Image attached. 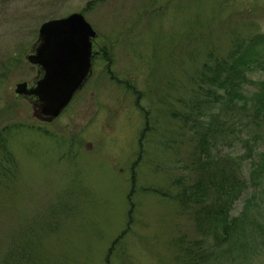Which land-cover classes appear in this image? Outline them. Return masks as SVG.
Returning a JSON list of instances; mask_svg holds the SVG:
<instances>
[{"label":"rangeland","instance_id":"1","mask_svg":"<svg viewBox=\"0 0 264 264\" xmlns=\"http://www.w3.org/2000/svg\"><path fill=\"white\" fill-rule=\"evenodd\" d=\"M75 13L102 55L41 123L15 86L37 75L25 57L41 26ZM262 33L264 0H0V264H264V235L231 250L206 207L173 199L185 184L213 192L237 169L248 178L264 153V126L228 106L204 132L183 121L203 66ZM248 77L251 96L264 71ZM248 185L231 215L248 205L262 226L264 184Z\"/></svg>","mask_w":264,"mask_h":264},{"label":"trees","instance_id":"2","mask_svg":"<svg viewBox=\"0 0 264 264\" xmlns=\"http://www.w3.org/2000/svg\"><path fill=\"white\" fill-rule=\"evenodd\" d=\"M253 67H259L264 71V33L249 40L237 42L227 57L213 60L203 66L196 82L198 92L195 100L192 101L194 106L189 107L183 121L190 124L194 132L198 134L201 130L203 132L206 130L207 123L204 118L211 111L219 114L222 106H228L234 113L243 114L251 124L257 127L264 126V82L253 95L249 96L244 93V84L249 81L248 73ZM203 94H207L208 97L202 98ZM218 106L220 109L217 110ZM209 131L207 129L204 133L201 142L203 147L200 149L204 155L200 161L205 156H209L207 153ZM7 160H10L9 156H7ZM254 164L256 166L248 178H243V174L241 175L237 169L228 177L220 179V183L216 184L215 188L213 187V192L209 193L206 187H187L184 183L185 185L180 186L181 192L173 198L184 208H191V205L194 204L206 207L205 211L209 220L213 216L212 220L220 229L221 242L229 244L231 250L240 243L236 240L242 235H264V225L260 226L257 221L249 220L251 213H248V205L239 217L231 215L234 203L246 188L250 187L248 179L251 181L252 187H263L264 153H261L258 161L254 160ZM0 178L1 181H4V176L0 175ZM175 184L179 185L181 181H177ZM210 200L212 204L207 205Z\"/></svg>","mask_w":264,"mask_h":264},{"label":"water","instance_id":"3","mask_svg":"<svg viewBox=\"0 0 264 264\" xmlns=\"http://www.w3.org/2000/svg\"><path fill=\"white\" fill-rule=\"evenodd\" d=\"M97 33L81 13L44 23L25 60L37 76L15 86L16 97L32 106L31 117L54 122L93 75Z\"/></svg>","mask_w":264,"mask_h":264},{"label":"flooded vegetation","instance_id":"4","mask_svg":"<svg viewBox=\"0 0 264 264\" xmlns=\"http://www.w3.org/2000/svg\"><path fill=\"white\" fill-rule=\"evenodd\" d=\"M93 46H95V45H93ZM93 51H94V53H95V59H96V57H100V56L102 55V53H100V51L96 50L95 47H93ZM95 59H94V62H95ZM35 68H36V67H35ZM36 69H37V68H36Z\"/></svg>","mask_w":264,"mask_h":264}]
</instances>
